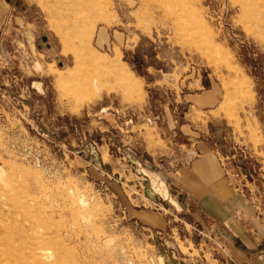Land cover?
I'll return each instance as SVG.
<instances>
[{"label":"rangeland","instance_id":"obj_1","mask_svg":"<svg viewBox=\"0 0 264 264\" xmlns=\"http://www.w3.org/2000/svg\"><path fill=\"white\" fill-rule=\"evenodd\" d=\"M203 151L252 239L153 187ZM263 257L264 0H0V264Z\"/></svg>","mask_w":264,"mask_h":264},{"label":"crops","instance_id":"obj_2","mask_svg":"<svg viewBox=\"0 0 264 264\" xmlns=\"http://www.w3.org/2000/svg\"><path fill=\"white\" fill-rule=\"evenodd\" d=\"M159 129L163 131L161 126H159ZM195 143L198 147L201 144L199 141ZM213 153L215 152L203 151L198 153L197 156L191 155L188 160L178 165L173 172L170 170L165 172L163 170L148 169L151 183L154 188L160 189L159 191L162 194H169L171 184L168 179L171 177L170 173H173L174 178L179 181L183 190L190 195V198L199 205L203 212L213 216L219 222H226L227 225L228 220L231 221V226H228L235 237V242H238V240L245 242L244 237L252 239L251 235H253L241 218L246 212L247 198L239 188L232 185L225 171L221 168L219 158L217 159L216 154ZM235 248L241 249L238 246H235ZM253 262L264 264V257L259 259L257 263L254 260ZM250 264H253L252 260Z\"/></svg>","mask_w":264,"mask_h":264}]
</instances>
